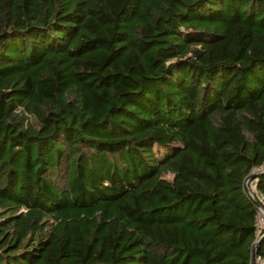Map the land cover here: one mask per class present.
I'll use <instances>...</instances> for the list:
<instances>
[{
  "label": "trees",
  "instance_id": "obj_1",
  "mask_svg": "<svg viewBox=\"0 0 264 264\" xmlns=\"http://www.w3.org/2000/svg\"><path fill=\"white\" fill-rule=\"evenodd\" d=\"M263 165L264 0H0V264H251Z\"/></svg>",
  "mask_w": 264,
  "mask_h": 264
},
{
  "label": "water",
  "instance_id": "obj_2",
  "mask_svg": "<svg viewBox=\"0 0 264 264\" xmlns=\"http://www.w3.org/2000/svg\"><path fill=\"white\" fill-rule=\"evenodd\" d=\"M260 173H264V170H261L259 172H251L245 179L244 181V189L245 192L247 193V195L251 198V200L253 201V203L259 208V210L262 211V213L264 214V209L263 207H261V205L259 204V202L256 200V198L254 197L253 193L250 191L248 183L250 180H253L254 178H256ZM261 237H259L255 243H254V247H253V252H252V256H251V264H255V259H256V249H257V245L260 241Z\"/></svg>",
  "mask_w": 264,
  "mask_h": 264
},
{
  "label": "built area",
  "instance_id": "obj_3",
  "mask_svg": "<svg viewBox=\"0 0 264 264\" xmlns=\"http://www.w3.org/2000/svg\"><path fill=\"white\" fill-rule=\"evenodd\" d=\"M263 170V169H262ZM261 171V170H260ZM252 172H254V170L252 171ZM251 182V184H252V189H254V187H255V184H254V182H252V181H250ZM250 184V183H249ZM259 212H260V215L262 214L263 215V217L261 218L260 217V220L262 219V221H263V223H264V214L262 213V211L261 210H259ZM261 223V221L258 223V227H261V226H263L262 224H260ZM255 264H264V259H262L261 257H259V256H256V259H255Z\"/></svg>",
  "mask_w": 264,
  "mask_h": 264
},
{
  "label": "rangeland",
  "instance_id": "obj_4",
  "mask_svg": "<svg viewBox=\"0 0 264 264\" xmlns=\"http://www.w3.org/2000/svg\"><path fill=\"white\" fill-rule=\"evenodd\" d=\"M264 170V165L261 167V168H256L255 170H254V172H259L260 170ZM250 181H252V180H250ZM249 181V183H248V186H249V189H252V184H251V182ZM251 191V190H250ZM260 217L262 218L263 217V215L261 214L260 215ZM260 224H262L263 226H264V223H263V221H262V219H261V223Z\"/></svg>",
  "mask_w": 264,
  "mask_h": 264
}]
</instances>
